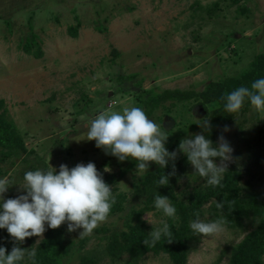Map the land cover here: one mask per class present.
<instances>
[{"label":"rangeland","instance_id":"374dc122","mask_svg":"<svg viewBox=\"0 0 264 264\" xmlns=\"http://www.w3.org/2000/svg\"><path fill=\"white\" fill-rule=\"evenodd\" d=\"M242 6L247 8L244 13L240 12ZM77 23L72 36L69 28ZM31 36L32 51L39 49V57L24 50ZM259 54H264V0L237 4L231 0H0V99L28 152L0 160V177L9 182L4 198L24 194L22 177L32 165L58 170L61 164L72 168L92 162L101 175H118L135 161L120 162L96 148L94 141L86 140L85 123L101 111L135 106L132 97L139 91L136 87L200 93L211 81L239 74ZM139 80L140 84L136 83ZM193 106L190 100L186 105L191 107L189 111L178 104L170 106L168 116L157 109L149 118L167 132L165 147L169 152L178 140L203 132L195 123L209 121L200 106ZM185 122L193 127H185ZM225 126L227 132L223 131ZM225 126L213 145L223 135L233 149L227 168L246 167L248 172L242 174L240 185L248 182V191L264 193V115L249 107ZM134 169L110 185L113 194L126 195L124 211L97 228L105 227L109 232L122 229L127 213L143 207V198L133 197V185L139 179ZM192 173L189 165L177 184L175 193L180 201L185 202L193 188L205 186L202 179L191 177ZM210 205L204 204L201 219H212ZM141 219L150 232L148 221L157 227L162 216L153 209L145 211ZM257 222L250 216L241 227L226 228L220 236H195L186 264H227L232 247L254 230ZM95 229L82 238L81 229L67 231V238L75 245L64 264H76L80 253L96 252L103 246L101 238L109 233L97 234ZM43 236L44 232L14 243L28 251ZM84 238L83 250L77 251ZM98 255L101 264H112ZM125 257L116 264H125ZM262 260L264 263V255ZM137 264L171 262L167 255L149 252Z\"/></svg>","mask_w":264,"mask_h":264},{"label":"clouds","instance_id":"9594fccd","mask_svg":"<svg viewBox=\"0 0 264 264\" xmlns=\"http://www.w3.org/2000/svg\"><path fill=\"white\" fill-rule=\"evenodd\" d=\"M222 100L223 111L230 115L238 113L245 102L256 113L264 115V77L255 79L250 86L233 89ZM195 124L208 130L207 121ZM85 125L86 140L94 141L96 148L120 162L135 161V176L143 177L148 172L149 162L157 165L161 170L155 180L158 187L167 186L169 178L175 175L174 162L178 154L186 157L192 167L191 177L202 179L203 185L213 188L222 186L228 162L232 160L233 149L223 135L217 137L214 146L204 134L194 133L181 139L169 152L165 147L167 132L136 106L124 107L121 111H101ZM228 130L227 126L223 129ZM169 162H172V170L165 175L163 170ZM22 181L24 194L5 199L3 194L9 182L0 177V230H6L15 242L41 236L45 225L56 229L66 224L69 233L81 229L79 237L88 236L107 219L115 203L113 191L92 162L78 163L72 168L61 164L58 170L49 165L46 169L28 170ZM215 206L222 211L224 202H216ZM152 207L161 213L162 219L157 227L147 220L152 230L142 241L146 247L154 246L161 238H169L168 220L177 218V209L168 196L154 192ZM193 217L188 223L193 236L204 239L226 231L228 221L223 215L207 221L201 219L199 213H194ZM35 255L34 249L26 251L18 246H13L6 254L5 247L0 246V264H20L26 256L31 259Z\"/></svg>","mask_w":264,"mask_h":264},{"label":"trees","instance_id":"16d2710c","mask_svg":"<svg viewBox=\"0 0 264 264\" xmlns=\"http://www.w3.org/2000/svg\"><path fill=\"white\" fill-rule=\"evenodd\" d=\"M233 4H237L243 0H231ZM214 7H218L217 4ZM213 10V9H212ZM247 11L246 6H242L240 12ZM78 23L76 26L69 28V33L75 36ZM99 30L104 28L98 26ZM33 37L31 36L24 44V50L28 54L39 57L40 51L36 49L32 51ZM227 41V40H226ZM227 43V42H225ZM229 44V43H227ZM117 55L116 53H114ZM264 77V54L256 55L249 66L242 70L239 74L224 77L217 81H211L205 84L204 89L200 93L192 94L190 92H181L180 90H163L156 92L152 89L140 90L137 88L133 92V101L136 107H140L145 112L148 118H151L157 109H160L164 115L169 112L170 106L181 104L186 111L192 107H187L190 100L194 106H200L205 118L208 117V130L204 134L206 138L212 142L219 130L230 122L237 114H228L223 111L222 97L239 86H250L257 78ZM122 81L124 78L119 77ZM137 81L136 83H139ZM140 84V83H139ZM125 91L123 93H128ZM115 96V93L113 94ZM107 98V96H105ZM171 100V101H169ZM169 105L166 107V102ZM193 106V107H194ZM250 106L245 102L242 109L239 111L245 112ZM183 108V109H184ZM168 109V110H167ZM238 112V113H239ZM4 109V101L0 99V160L4 162L8 158H18L21 155H27L28 152L24 147L21 137L17 134L16 129L11 121L6 117ZM168 116V115H166ZM161 121V117H156ZM193 127V124L184 123V126ZM179 140L173 145L177 147ZM175 175L169 178L167 186L158 187L155 183L160 169L157 165L149 162L150 165H155L153 168H148V172L136 181L133 185V197H142L143 207L140 209H131L124 218L123 228L110 231L105 227L95 229V233H109L101 238L104 243L99 245V249L94 252H83L79 254V260L76 264H101L102 254L109 262H121L125 257V264H137L139 260L147 253L153 255H167L171 264H186L189 246L195 241V236L192 235L188 228V223L193 219L194 213H199V217L204 213L203 206L210 202L209 209L212 212V219L223 215L227 223V228H239L244 219L252 216L257 218L256 228L246 234V236L230 251L229 261L227 264H264L262 256L264 255V193L248 191L250 188L248 182L245 185H240L242 174L248 172L243 165L239 170L227 168L224 173L222 186L213 188L211 186L196 187L187 195L186 201H180L176 196L175 189L179 180L186 174L189 164L186 162V157L178 155L175 160ZM172 162L166 167L163 172L167 175L171 169ZM135 166V162L123 168L118 175L104 174L103 180L106 184L114 185ZM35 165L29 167V170H35ZM115 191V190H112ZM157 192L159 195L168 196L172 204L177 209V218L175 221L168 220L170 227V237L161 238L154 246L146 247L142 241L150 233L141 219L145 211H151L152 194ZM115 203L113 204L109 217L120 214L124 211L126 195L123 193L114 194ZM216 202H224V207L218 210L215 206ZM167 219V218H164ZM66 224H62L56 229L45 228L44 236L38 244L29 247L28 251L35 250L34 258L29 259L27 256L20 264H64L74 249V242L66 235ZM87 238L79 241V249L83 250ZM15 241L8 235L6 230H0V246L5 247L6 254L15 246ZM101 252V253H100Z\"/></svg>","mask_w":264,"mask_h":264}]
</instances>
